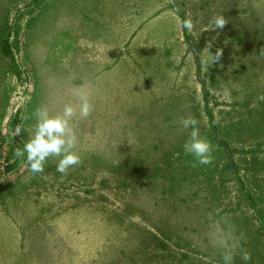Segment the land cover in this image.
I'll use <instances>...</instances> for the list:
<instances>
[{"label":"rangeland","instance_id":"obj_1","mask_svg":"<svg viewBox=\"0 0 264 264\" xmlns=\"http://www.w3.org/2000/svg\"><path fill=\"white\" fill-rule=\"evenodd\" d=\"M261 49L264 0H0V264H223L208 237L226 226L234 264H264ZM78 90L81 164L31 172L15 150L34 111ZM188 116L209 165L184 151Z\"/></svg>","mask_w":264,"mask_h":264},{"label":"clouds","instance_id":"obj_2","mask_svg":"<svg viewBox=\"0 0 264 264\" xmlns=\"http://www.w3.org/2000/svg\"><path fill=\"white\" fill-rule=\"evenodd\" d=\"M211 23L216 29H223L228 21L222 15L212 18ZM183 27L191 31L194 27L193 21L189 18L184 20ZM264 55V49H261ZM223 50L218 49L215 55L211 57L213 63L222 58ZM74 95L79 100V105L71 103L65 104L63 111L58 114H51L46 106L38 107L33 115L36 118L34 133L24 144L23 149L17 148L15 155L18 158L26 159L33 173H42L45 163L49 157H59L57 171L62 175H67L70 168L81 164V157L75 149L78 144V137L73 128L72 121L76 118L87 119L93 111V105L90 102L87 92L78 90ZM264 100V95L259 97ZM199 121L192 116L181 119L182 130L188 133V140L184 144L186 154L196 157L197 163L209 165L213 163V146L210 141L202 137L199 127ZM22 128L17 126L15 135H20ZM209 244L221 250L223 264H234V257L237 254L238 244L234 240V234L230 227L226 226L222 231L208 237ZM240 258L247 262L251 260V254L240 250Z\"/></svg>","mask_w":264,"mask_h":264},{"label":"trees","instance_id":"obj_3","mask_svg":"<svg viewBox=\"0 0 264 264\" xmlns=\"http://www.w3.org/2000/svg\"><path fill=\"white\" fill-rule=\"evenodd\" d=\"M243 188H245V187H243ZM245 190H246V188H245ZM247 191H248V193L250 195L251 192L249 190H247ZM250 197L252 198L251 201L253 203L254 208L256 209V212L259 215V219L261 221L262 228L264 229V221H263L262 213H261L260 209L257 206L258 205V202H257L256 198L252 197L251 195H250Z\"/></svg>","mask_w":264,"mask_h":264},{"label":"water","instance_id":"obj_4","mask_svg":"<svg viewBox=\"0 0 264 264\" xmlns=\"http://www.w3.org/2000/svg\"><path fill=\"white\" fill-rule=\"evenodd\" d=\"M25 92V91H24ZM24 92H22V94H21V98H23L24 96H25V93Z\"/></svg>","mask_w":264,"mask_h":264},{"label":"crops","instance_id":"obj_5","mask_svg":"<svg viewBox=\"0 0 264 264\" xmlns=\"http://www.w3.org/2000/svg\"><path fill=\"white\" fill-rule=\"evenodd\" d=\"M117 49V47H115Z\"/></svg>","mask_w":264,"mask_h":264}]
</instances>
